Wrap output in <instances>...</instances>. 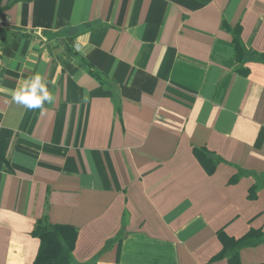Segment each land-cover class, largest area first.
<instances>
[{
  "label": "crops",
  "instance_id": "obj_1",
  "mask_svg": "<svg viewBox=\"0 0 264 264\" xmlns=\"http://www.w3.org/2000/svg\"><path fill=\"white\" fill-rule=\"evenodd\" d=\"M0 15V264L35 262L42 219L77 230L73 264H230L224 236L264 233V0ZM33 74L43 112L11 98ZM239 261L264 264V241Z\"/></svg>",
  "mask_w": 264,
  "mask_h": 264
},
{
  "label": "trees",
  "instance_id": "obj_2",
  "mask_svg": "<svg viewBox=\"0 0 264 264\" xmlns=\"http://www.w3.org/2000/svg\"><path fill=\"white\" fill-rule=\"evenodd\" d=\"M236 45L240 52L244 46L239 38ZM241 174L236 176V179ZM34 234L41 240L40 251L33 264H73L72 249L77 236V230L70 225L51 224L47 219H42L36 225ZM224 238V248L218 257H226L230 264H240L239 251L246 246H255L264 241V233L250 231L240 239Z\"/></svg>",
  "mask_w": 264,
  "mask_h": 264
},
{
  "label": "clouds",
  "instance_id": "obj_3",
  "mask_svg": "<svg viewBox=\"0 0 264 264\" xmlns=\"http://www.w3.org/2000/svg\"><path fill=\"white\" fill-rule=\"evenodd\" d=\"M12 101L23 105L28 110L40 109L54 103V95L49 91L48 82L39 74L24 79L23 83L11 91Z\"/></svg>",
  "mask_w": 264,
  "mask_h": 264
},
{
  "label": "built area",
  "instance_id": "obj_4",
  "mask_svg": "<svg viewBox=\"0 0 264 264\" xmlns=\"http://www.w3.org/2000/svg\"><path fill=\"white\" fill-rule=\"evenodd\" d=\"M8 25V21L6 18L0 15V50L2 49V40H1V32Z\"/></svg>",
  "mask_w": 264,
  "mask_h": 264
}]
</instances>
